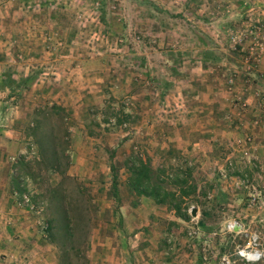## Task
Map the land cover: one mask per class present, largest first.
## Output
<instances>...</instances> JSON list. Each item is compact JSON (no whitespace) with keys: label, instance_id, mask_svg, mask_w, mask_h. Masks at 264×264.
<instances>
[{"label":"rangeland","instance_id":"1","mask_svg":"<svg viewBox=\"0 0 264 264\" xmlns=\"http://www.w3.org/2000/svg\"><path fill=\"white\" fill-rule=\"evenodd\" d=\"M255 3L0 0V264H264L237 255H264V145L228 129L225 96L259 63ZM198 76L220 137L177 148ZM136 126L172 146L133 149ZM131 157L192 167L188 219L128 190Z\"/></svg>","mask_w":264,"mask_h":264},{"label":"crops","instance_id":"2","mask_svg":"<svg viewBox=\"0 0 264 264\" xmlns=\"http://www.w3.org/2000/svg\"><path fill=\"white\" fill-rule=\"evenodd\" d=\"M262 9H264V5L261 4V6L258 7L256 10V17H258L259 20L264 19V16H261L262 14H264V10ZM65 62L66 60H63V63ZM27 64L33 66V64H29V63ZM248 66L249 64L245 66L246 68L244 73H240V76L242 78L241 84L239 85L238 82H236L232 87H227L226 89L227 91L226 94L228 95L225 96H229L231 101L238 99V102L236 101L237 103L235 104L233 102L232 105L234 109L236 110L239 109L237 110V113L234 114L233 119L231 118V120H229L230 125L228 126V129H231L233 131H238L239 135L237 137L239 138V141H242V143L246 142L245 144L254 143L257 145H264V107L261 106L260 98H259V96L264 94V55L257 66L254 65L251 69H248ZM197 71H199V73L203 74L204 76L210 73L209 69H207L206 67L203 68V66L200 67L198 66L197 68L192 69V72H197ZM199 73H197V75H199ZM233 76L235 77V75ZM199 77L200 76H198V78L195 79L196 80L195 82L197 84V86L195 87L196 92L191 97L192 108H193V109L191 108L192 113L191 110L188 109L186 110L184 109L183 106L179 107L182 110L181 111L182 113L186 112V118L188 116V119L183 120L181 122L182 126L179 127V129L182 131V135L178 139L175 138L177 148L181 147L182 144L185 142V131L187 130L197 134V136L194 138L192 143L190 142V144L188 143L185 144L187 146L191 145L192 147H201V145H203L204 142L206 143L215 137L216 138L220 137V134L216 133L217 122L214 123V121L209 117H208L210 119L209 122L206 121L207 119H201L202 118L201 114L205 113V111H207L206 112L207 115L213 113L212 109L214 107L212 108L211 106H215L216 103L214 100L215 94L212 92V90L208 89V86H210L211 84L210 79H208V82L203 83L201 80H199L200 79ZM237 86H239V88ZM57 92L58 94L60 93V91ZM129 97L132 101L133 99L139 101L138 99L139 95L133 96L132 93ZM194 112L197 113V115H195L196 117L192 116ZM189 116L190 117L192 116L193 119H191ZM204 121L207 123L205 124ZM218 127L220 128L221 126L219 125ZM213 128L215 130H213ZM134 130H135V135L133 136L132 140H128L129 142H134L132 145H130L133 149L136 147H142L141 144H146L147 142H150L152 139L156 141L154 142L156 147H167L168 150L169 148L168 146H172L170 145L171 144L170 140L163 139L165 138V133H163V135L160 137L152 136L150 138L148 134L151 136L153 131L149 127H146L145 129L142 130L136 126ZM190 138L191 137H186L187 141ZM166 141H167V145L165 143ZM139 143L140 145H138ZM197 156L201 157V155H197ZM103 176L104 175L99 174V178ZM116 179L117 176L115 175L113 177L112 182H115ZM2 238L3 237L0 236V241L2 240ZM6 238H8V236ZM5 243L6 242H4V244Z\"/></svg>","mask_w":264,"mask_h":264},{"label":"trees","instance_id":"3","mask_svg":"<svg viewBox=\"0 0 264 264\" xmlns=\"http://www.w3.org/2000/svg\"><path fill=\"white\" fill-rule=\"evenodd\" d=\"M126 164L129 171L127 187L137 199L150 198L157 205H167L177 218H189L186 208L181 204L184 198L194 194L197 188L192 176V167L183 161L180 166H159L154 169L148 161H142L138 157L129 158Z\"/></svg>","mask_w":264,"mask_h":264},{"label":"built area","instance_id":"4","mask_svg":"<svg viewBox=\"0 0 264 264\" xmlns=\"http://www.w3.org/2000/svg\"><path fill=\"white\" fill-rule=\"evenodd\" d=\"M257 3L256 7H260L261 3L260 0H256ZM264 10V9H262ZM262 13V12H260ZM261 16H264L262 14ZM258 25L255 28V33L260 36V38L256 39V42L252 43L251 46L248 48V53L253 57V60L260 62L264 55V19H260L258 22ZM261 106L264 107V94L259 96ZM231 228H234L235 225H229ZM255 241V240H253ZM237 255L245 262L247 263H257L259 261H262L264 259V255L261 251H259L256 248L251 247V241L248 242V244L241 249L237 251Z\"/></svg>","mask_w":264,"mask_h":264},{"label":"water","instance_id":"5","mask_svg":"<svg viewBox=\"0 0 264 264\" xmlns=\"http://www.w3.org/2000/svg\"><path fill=\"white\" fill-rule=\"evenodd\" d=\"M191 215L194 216L195 215V211L194 212H191Z\"/></svg>","mask_w":264,"mask_h":264}]
</instances>
